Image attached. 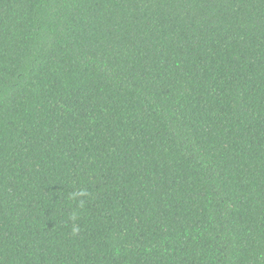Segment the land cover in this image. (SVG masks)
Masks as SVG:
<instances>
[{
    "label": "trees",
    "instance_id": "1",
    "mask_svg": "<svg viewBox=\"0 0 264 264\" xmlns=\"http://www.w3.org/2000/svg\"><path fill=\"white\" fill-rule=\"evenodd\" d=\"M0 264H264V0H0Z\"/></svg>",
    "mask_w": 264,
    "mask_h": 264
}]
</instances>
